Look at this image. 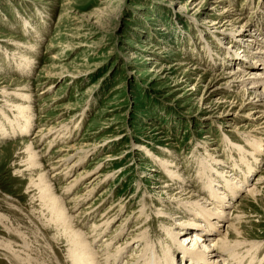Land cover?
I'll use <instances>...</instances> for the list:
<instances>
[{
	"label": "rangeland",
	"instance_id": "obj_1",
	"mask_svg": "<svg viewBox=\"0 0 264 264\" xmlns=\"http://www.w3.org/2000/svg\"><path fill=\"white\" fill-rule=\"evenodd\" d=\"M260 47L264 0H0V113L12 119L17 103L32 112L27 134L0 139V264H72L54 198L90 249L126 245L115 264H132L140 237L162 256L168 230L190 221L184 206H208L199 164L212 155L231 182L235 163L253 164L254 142L259 163L225 202L243 233L239 255L252 256L242 264H264V117L231 82L244 75L236 55ZM70 156L80 166L66 171Z\"/></svg>",
	"mask_w": 264,
	"mask_h": 264
},
{
	"label": "bare ground",
	"instance_id": "obj_2",
	"mask_svg": "<svg viewBox=\"0 0 264 264\" xmlns=\"http://www.w3.org/2000/svg\"><path fill=\"white\" fill-rule=\"evenodd\" d=\"M216 24L217 23H213V25H216ZM244 24H245L244 26L248 25V23H244ZM244 32L245 31L243 30L241 34H243ZM257 34L258 33H256L255 35H257ZM242 37H244V36L239 35L238 36L239 39L237 38V40H236V38L234 36V38H232V40H231V42L233 40L237 41V44L234 45V48H236L237 51L239 50V52L244 47V44H242V40H241ZM257 40H260L262 42L263 39L259 38ZM247 42H253V40L250 39ZM231 46L232 45H230V47ZM249 47H251V46H249ZM256 49H257L256 53L255 52L245 53L244 60L240 59L237 56L238 54L236 55V57L238 58L237 62L239 64L237 66V73L238 72H240V73L244 72V75L241 76L240 79L239 78L235 79V77H234V79L231 82H237L238 81V83L234 84V86L239 91V95H241L242 97L245 98V101H246L245 106H248V107L252 108V110H254L255 112H258L259 114L256 116V119H259L260 117H262V118L264 117V73H263L264 72V47H260V48H256ZM229 53H231V52H229ZM22 58H25V57H22ZM234 58L235 57H233V59ZM240 64L242 66H246V67L250 68L251 71L250 72H249V70L241 71L242 69L239 68ZM237 73H235V74H237ZM231 84H233V83H229V85H231ZM237 86H239V87H237ZM254 92H256V97L254 98V100L247 99L248 95L252 94ZM20 98H21V100H28V96H26V94L20 95ZM244 98H243V100H244ZM10 110H12L13 113L15 112L13 114L12 119L10 117H8L5 113H3V114L0 113L1 118L4 120V122H7L6 124L9 126V128H11V130L13 132V133L12 132L7 133L5 131L6 128H2V126H4V125H3V122L0 120V139H3V140L4 139H10L11 137H16V136L18 137L21 133L27 134L30 131L29 130L30 129V127H29L30 121H31L30 113H32L31 107L23 106V105H20L17 103V104H13V106H11ZM260 121H262V120H260ZM251 145L253 146L252 147L253 149H251V151L253 150V153H251L249 155H250L251 159H253V161H254L253 164L251 162H249L248 160L245 162H242L243 167H245V170H242L243 168L238 167L239 165L236 166L235 165L236 163L234 162L235 164L233 165V167L235 168V170L238 168L239 173L238 172L234 173L235 177L230 176L232 179L231 182L228 180L229 176L225 175V173H228V171L225 172L222 170L221 173H218V171H216V169L213 166V165L221 164L222 161H219L216 158H212V155H210V163L211 164L207 163L206 166H203L204 164L200 163L199 164L200 166L197 168L198 169L197 177H199L200 179H203V180H204V177L207 178V183H206V180L203 184L201 183L202 184L201 186H203V190L201 192L205 195H206V193L209 195V200L211 201V203L209 202V200L205 201V203H208L209 210L207 209L208 206H205V207L202 206V203L199 202L200 200L196 201V204H194L193 207H191V208L190 207L187 208L186 206H184V208L187 209V210H185L184 213H187V212L193 213L188 217L189 219H187L190 221L187 224L185 221L184 222L181 221L180 223L178 222L179 225H178L177 230H175V231L168 230L169 232H167V233L170 236V240L172 241L171 243H172L173 247H171L172 249L169 250V252H168V249H165V247H167L168 245L165 246L163 249H161V247H160L161 252L163 253V254L161 253L162 256H160L158 254L159 251H156L154 249V246L152 245V243H149L147 240H145L144 237H143L144 239L142 237H140V239L133 241L134 245L138 244V247H136V249H137L135 251L136 256L133 259L132 264H176V262H178V261L182 264H219V262H220V264H242L245 259L252 258L251 255L248 256V254H250L248 252L246 253L247 256L244 255V257H242V256H240L242 254L239 255V253L241 251V250H239V248H240L239 241L241 238H243V233L241 232V229L236 228V226H234L232 224L233 218H231V219L229 218L230 213L228 214V211H226V207L228 204H226L227 201L225 202L226 199H229L228 194L232 195L231 198L236 197L239 190H240V187L244 188V189L246 188V186L244 187V185L242 183L248 182L247 176L248 175L250 176V174L255 169L254 165L259 163L258 156H259V154H261V150H260L261 145L259 143H255V142ZM71 148H73V147H71ZM71 148H69V151L71 150ZM83 153H85V152L82 151V154ZM244 155H245L244 153H241L240 157L243 158ZM158 160L162 162L161 165L164 167V162L162 161V159L158 158ZM71 161H73V156L66 157L62 161L61 166L65 167V170L66 169L71 170L72 168H74L73 170H75L78 166H80V165H78V166L77 165H71V163H72ZM76 161H77V159H76ZM79 162L81 164L83 161L82 162L79 161ZM168 164H169V162H168ZM171 167H176V165L172 164ZM253 167H254V169H253ZM171 175H172L171 177H174V178H172V180H174V181L175 180L176 181L181 180L182 181V178L179 176V174L171 173ZM238 176L240 179H237ZM243 178H245V180H243ZM95 179H97V178H95ZM184 181H185V179H184ZM74 182L77 183V180ZM74 182H73V184H74ZM93 183H95V182L91 181L90 183H88V186L91 187V185ZM47 187L51 191L52 188L50 189L49 185H47ZM221 188H222V190H218ZM92 189H91V191H92ZM224 189L226 191H228V193L226 191H224ZM250 190L248 191L249 194L247 193L249 197L253 196L254 193H256L255 192L256 190H251V191ZM91 191L89 190V192H91ZM54 199H55V205H54L55 217L60 218V226L59 227L64 228L65 232L67 233L65 237H67V238L69 237L68 238L69 239L68 240L69 241L68 242L69 243V249L68 250L70 253L69 258L71 259L72 264H115L114 261L116 260V258L121 257L122 254H125V250L128 249L125 247L126 245H121V247L119 246L120 248H118V250L113 255L111 253L106 254V252L108 253L107 250H110V249H112V247H114V245H113V243L115 242V240H113L114 238H112L111 240H109L108 238L106 240H104L102 242V245L99 248V251L98 250L94 251V250L90 249L91 245H90V242H88L87 234L73 230L74 227H72L71 222L74 219H72L68 215H65L64 204L60 200H58L56 198H54ZM229 204H230V202H229ZM177 213H180V212H177ZM159 214H163V216H165L163 218H166V215H164V214H171V213L161 212ZM180 214L175 213V215L172 216L170 218V220L171 221H174V220L178 221L179 219H182V215H180ZM167 219H168V217H167ZM146 220L147 219H145L143 221H145V223H147L148 220L147 221ZM235 220H236V218H235ZM149 222H150V220H149ZM149 225H150V223H149ZM238 225H239V223H238ZM222 228H225V230H221ZM189 229L193 230V232H191V233H193L192 234L193 238H191V241L193 240L192 243H194L193 246L192 245H189V246L185 245V242L187 240L186 232L189 231ZM120 233L122 234V232H120ZM97 235H98V232H97ZM115 237L119 238L120 235H119V237L118 236H115ZM117 238H115V239L117 240ZM202 243H204V244H202ZM169 245H171V244H169ZM103 250H104V252H103ZM132 251H134V250H132ZM100 253H103V254L100 255ZM127 253H128V251H127ZM132 254H134V253H132ZM178 254H180V255H178ZM177 255H178V257H177L178 261L175 260V257ZM213 258L216 260H214ZM181 259H183V260L181 261ZM15 260L16 259L14 258L12 261L15 262ZM254 263L250 262V264H254Z\"/></svg>",
	"mask_w": 264,
	"mask_h": 264
}]
</instances>
